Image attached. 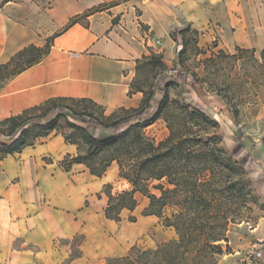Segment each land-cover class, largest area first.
Returning <instances> with one entry per match:
<instances>
[{
  "label": "rangeland",
  "instance_id": "obj_1",
  "mask_svg": "<svg viewBox=\"0 0 264 264\" xmlns=\"http://www.w3.org/2000/svg\"><path fill=\"white\" fill-rule=\"evenodd\" d=\"M48 1L40 0V3ZM177 34V41L172 39L176 70L171 63L166 64L161 53L150 51L148 57L137 62L132 84L135 93L142 94L140 104L126 109L127 113L125 108L118 109L113 116L114 119L138 116L135 110L141 111L145 106L151 87L165 86V75L189 76V84L193 86L189 98L181 96L178 85L172 82L167 97L160 99L151 115L142 117L155 119L142 131L147 140L159 147L172 139L171 146L175 147L172 154L156 165L159 170L167 160L170 177L145 180V171L144 185L157 198L162 197L160 188L172 191L177 184L179 191L166 195L167 206L162 209L161 217H144L142 214L150 201L137 193L138 207L133 213L124 211L119 223L107 221L104 217L107 194L117 196L132 191L131 184L120 177L116 162L101 177H84L82 167L75 169L71 175L77 178L72 180L83 191L82 197L86 196L87 208L71 215L83 228L74 238L61 242V246L67 247L61 249L68 253L62 264L74 258H81L77 264H125L117 258L130 253L132 258L140 260L139 264H264V258L255 257L258 250L264 255V241L260 244L256 240L264 238V49L260 52L237 47L225 49L220 45V35L213 32L210 39H201L190 29ZM183 45L185 49L181 53ZM15 67L0 71V86H4ZM75 109L77 113L86 109L102 118L109 116L106 110L92 104L87 108L75 105ZM61 127L67 134L72 133L64 120ZM239 134L241 138L237 141ZM0 142L8 143V140L0 138ZM241 146L249 158L244 169L232 159ZM3 153L0 147V157ZM68 156L63 157L62 165ZM144 159L140 157L131 164ZM44 161L57 162V166L60 162L55 157ZM126 172L131 174V168L126 167ZM194 192L202 194V198L196 200ZM48 201L52 212L56 203ZM153 210L158 211L159 206ZM177 215L183 216L179 225L190 240L184 248H165L180 241L176 228L166 222L175 221ZM130 216L136 218L135 223L128 221ZM219 236L224 240L212 243L214 247L207 243L209 238ZM21 245L16 240L15 246Z\"/></svg>",
  "mask_w": 264,
  "mask_h": 264
},
{
  "label": "crops",
  "instance_id": "obj_2",
  "mask_svg": "<svg viewBox=\"0 0 264 264\" xmlns=\"http://www.w3.org/2000/svg\"><path fill=\"white\" fill-rule=\"evenodd\" d=\"M77 17L83 18L62 32ZM187 29L201 39L218 33L225 49L260 52L264 0H0V66L53 39L40 64L2 86L0 121L59 98L92 100L109 115L135 108L142 99L130 94L137 62L154 51L173 66L171 34ZM76 154L55 133L0 162V264H62L68 258L60 244L83 228L71 215L87 208L71 174L82 167V176L94 178L84 165L64 170L61 162ZM47 157L57 158L59 166L47 164ZM47 198L56 203L52 212ZM16 240L22 245L16 247Z\"/></svg>",
  "mask_w": 264,
  "mask_h": 264
},
{
  "label": "trees",
  "instance_id": "obj_3",
  "mask_svg": "<svg viewBox=\"0 0 264 264\" xmlns=\"http://www.w3.org/2000/svg\"><path fill=\"white\" fill-rule=\"evenodd\" d=\"M81 18L83 17L70 20L62 32H66L72 28L81 21ZM187 31H189V29L182 32ZM171 38L177 41L178 34L172 33ZM52 40L53 39H49L44 48L30 46L17 54L9 64L0 66V71L8 70L14 65L16 66L12 73H9L6 83L22 72L40 64L49 55L53 45ZM183 47L181 53L184 51L185 45H183ZM176 66L177 64L175 63L173 65V70H176ZM165 76V86H152L146 99L145 106L141 111L135 110L138 116L127 115L114 119L113 113L102 118L86 109L82 113H77L75 105L87 108L88 104H92L102 109L104 108L88 99L59 98L48 100L39 106L25 110L22 114L0 121V135L8 138V143L0 142V147L4 152L0 157V162L7 156L21 154L24 149L35 146L38 140L47 138L52 133H60L67 143L77 147L78 153L74 157L68 156L69 158L65 160L62 165L65 171L69 172L72 165L75 164L84 165L92 176L101 177L111 164L116 162L120 169V177L131 184L133 188L132 191L124 192L117 196H113L110 193L107 194L109 201L104 211L106 219L119 223L122 222L121 215L124 211L133 213L138 207V202L135 198V194L137 193L145 197L147 196L150 201L149 207L146 208L142 215L144 217H161L162 209L167 206L165 200L166 195L177 193L180 186L174 184L176 188L172 191H164L163 188H160L162 191V197L160 198L151 196L148 187L144 185L143 173L147 171L145 180L169 178L171 175L169 169H171V167L167 163V160L164 161V165L159 170H156V165L163 158H167L169 154H172L175 147L171 146L172 139H169L159 147H156L152 141L147 140L146 137L142 135V131L151 126L155 119L145 120L142 119V117L151 115L160 99L163 98L164 100L167 97L168 88L171 87L170 85L172 82L178 85L181 96L184 98H189L191 96L190 89L193 87L191 86L192 84H189V76L186 73H176ZM1 88L2 86H0V90ZM135 92H137V90L132 86L130 94ZM124 111L126 113L128 112L126 109ZM71 119L75 120V122H72ZM136 119H139L138 123H134ZM62 120H64L68 128L72 130L71 134H67L66 131L63 130V127H61ZM133 136L137 137L131 141ZM240 136L241 134H239L237 141L240 140ZM164 146L167 147L162 151ZM143 156L145 157L144 160L137 162L136 165L131 164L134 163L133 160ZM232 159L237 166L242 169L246 168L249 163V158L246 156V149L242 146L232 154ZM126 167L131 168V174L126 172ZM195 186L198 187L196 183ZM200 186L201 185H199V187ZM201 195L202 194L199 195V193L194 192L196 200L202 198L200 197ZM158 206V211L153 210ZM182 217L181 215L175 216L176 220L173 222L172 220H166V222L170 223L169 226L176 228L180 241L171 243L165 246V248H184L183 246L187 244V240H190V236L181 231L179 223ZM128 221L130 223H135L136 218L130 216ZM222 240H224V237L219 236L218 238H209L207 243L209 242L211 247H214L212 243H217ZM132 257L133 253H130L126 257L117 258V261L125 264L140 263L139 259Z\"/></svg>",
  "mask_w": 264,
  "mask_h": 264
},
{
  "label": "built area",
  "instance_id": "obj_4",
  "mask_svg": "<svg viewBox=\"0 0 264 264\" xmlns=\"http://www.w3.org/2000/svg\"><path fill=\"white\" fill-rule=\"evenodd\" d=\"M174 73H175V71H174ZM261 243H263V242H260V244H261ZM255 257H256L257 259H262V258H264V255H263V253H262L261 250H258V252L255 254Z\"/></svg>",
  "mask_w": 264,
  "mask_h": 264
}]
</instances>
